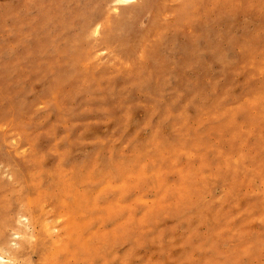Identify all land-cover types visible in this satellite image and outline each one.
Wrapping results in <instances>:
<instances>
[{"label": "rangeland", "instance_id": "1", "mask_svg": "<svg viewBox=\"0 0 264 264\" xmlns=\"http://www.w3.org/2000/svg\"><path fill=\"white\" fill-rule=\"evenodd\" d=\"M0 256L264 264V0H0Z\"/></svg>", "mask_w": 264, "mask_h": 264}, {"label": "bare ground", "instance_id": "2", "mask_svg": "<svg viewBox=\"0 0 264 264\" xmlns=\"http://www.w3.org/2000/svg\"><path fill=\"white\" fill-rule=\"evenodd\" d=\"M117 1H119V2H129V1H132V0H117ZM28 249L31 250V249H37V248H36L35 244H31V245L28 246ZM28 249L26 248V249L22 250L21 251V254L22 255H26L27 254L26 251H28ZM1 258L2 257L0 256V259Z\"/></svg>", "mask_w": 264, "mask_h": 264}]
</instances>
